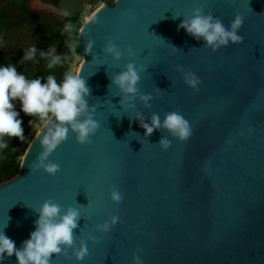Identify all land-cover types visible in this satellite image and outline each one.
<instances>
[{
	"label": "water",
	"instance_id": "water-1",
	"mask_svg": "<svg viewBox=\"0 0 264 264\" xmlns=\"http://www.w3.org/2000/svg\"><path fill=\"white\" fill-rule=\"evenodd\" d=\"M201 4L226 26L244 14L243 43L212 51L178 29ZM105 36L122 51L131 45V59L146 67L138 87L152 94L150 108L138 97L122 105L119 89L108 87L129 58L105 55ZM78 44L85 56L78 73L91 88L89 104L101 102L94 114L100 127L90 145L70 134L58 146L49 157L60 165L55 176L29 167L42 150L38 133L18 173L0 183V229L8 222L5 234L21 247L36 227L31 208L51 197L80 208L75 231L89 249L82 261L54 255L52 264H134L138 248L143 264H264V0H116L79 30ZM178 65L200 78L198 91ZM174 110L192 125L187 141L165 129L144 136L135 118L139 112L150 122L155 112L163 120ZM162 136L172 142L166 151ZM111 186L124 194L122 203L110 199ZM112 215L121 222L97 231ZM0 264L18 262L13 254Z\"/></svg>",
	"mask_w": 264,
	"mask_h": 264
},
{
	"label": "clouds",
	"instance_id": "clouds-1",
	"mask_svg": "<svg viewBox=\"0 0 264 264\" xmlns=\"http://www.w3.org/2000/svg\"><path fill=\"white\" fill-rule=\"evenodd\" d=\"M67 15V13H64ZM126 17H132L130 12L123 13ZM178 16H173V19ZM244 14L236 12L234 18L226 26L222 19L214 16L211 11L205 12L204 6L194 8L190 16H184L178 29H184L189 35L197 40H203L204 47L216 51L221 47H227L229 43H243L244 37L239 30L244 23ZM74 25H64L63 33L67 34L66 46L69 52L76 54L79 46L78 41L73 39ZM103 52L111 55L113 60L120 61L125 56L128 62L123 64L122 70L109 77L110 84L119 89L121 104L134 101L137 97L145 107H151L153 99L151 93L140 91L138 84L141 79L140 73L146 70L144 65L136 64L134 59L136 52L131 45L124 51L115 43L114 38L105 36ZM162 39V38H161ZM0 39V43H2ZM95 41L88 39L85 44V52L91 54ZM172 53L178 49L170 45ZM37 47L32 45L24 51L22 61L34 60L37 55ZM41 58L46 59L47 68L54 69L63 66L69 61V54H57L56 46H49L46 51H39ZM177 70L183 73L184 83L189 87L199 90L200 78L191 70L184 72L181 66ZM42 79L45 81L42 83ZM159 92V89L156 90ZM91 88L87 79L80 73L66 71L59 82L55 74H49L45 78L28 79L24 74L18 72L14 64L0 66V159H4V150L9 149V139L15 137L24 141L23 121L19 118L20 113L16 110L14 101L19 100L21 111L28 116L36 117L41 125L39 143L42 150L36 159L29 165L31 170L42 169L50 176H55L61 169L60 165L49 159L50 155L62 145L72 134L81 145L93 143L92 137L98 131L100 124L94 118V114L101 102L98 99L94 104H89ZM127 107H135L134 103H127ZM135 118L139 121L144 131V136H150L154 130L165 129L167 133L179 141H187L193 134L192 125L179 110L164 113L161 120L159 114L153 112L150 122L146 121L142 113L137 112ZM37 120H29L31 127H35ZM8 138V139H6ZM171 140L162 136L159 140L161 150L171 147ZM15 151V148H12ZM110 199L120 204L124 194L116 187H110ZM38 214L35 220V229L30 232V238L22 242L17 248L15 241L8 237L4 228L0 229V262L7 257L15 255L18 264H52L54 255H63L66 259L75 258L82 261L89 255L87 242L83 236H77L76 229L79 228V220L82 216L79 207L69 205L62 207L51 197L46 198L38 208H31ZM10 219V217H9ZM8 219V220H9ZM120 221L118 215H112L103 223L95 225L97 231L108 233ZM77 240L79 244L77 245ZM87 240L93 243L98 238L89 234ZM137 249L133 253L134 264H143Z\"/></svg>",
	"mask_w": 264,
	"mask_h": 264
},
{
	"label": "trees",
	"instance_id": "trees-1",
	"mask_svg": "<svg viewBox=\"0 0 264 264\" xmlns=\"http://www.w3.org/2000/svg\"><path fill=\"white\" fill-rule=\"evenodd\" d=\"M58 2L59 0H49ZM34 30L28 34V38L23 36V32L16 30L19 24L28 22ZM54 19L50 15L30 9L26 4L19 2L13 4L6 3L0 9V66L14 64L17 71L24 74L28 79L37 77L45 78L49 74H55L59 82L63 78L66 71L75 73L73 69L74 55L69 52L66 46L67 34L63 33L64 25L71 23L74 25L73 39L79 41V27L75 21H68V18L63 20ZM25 41L30 42L28 46L24 44ZM35 45L38 49L34 60L22 61L24 51ZM55 45L57 54H69L70 59L63 66H57L54 69L47 68V60L39 55V51H46L49 46ZM79 45V44H78ZM79 46L76 49L78 53ZM45 82L42 79V83ZM16 110L20 113L19 118L23 121V129L25 140L21 141L19 138L9 139V149L4 150V159H0V183L13 178L19 171L22 158L29 146L28 140L32 137L39 123L36 117L25 115L21 111L19 100L13 102ZM29 120H37L35 127H31ZM8 139V138H6ZM15 148V151H12Z\"/></svg>",
	"mask_w": 264,
	"mask_h": 264
},
{
	"label": "rangeland",
	"instance_id": "rangeland-1",
	"mask_svg": "<svg viewBox=\"0 0 264 264\" xmlns=\"http://www.w3.org/2000/svg\"><path fill=\"white\" fill-rule=\"evenodd\" d=\"M115 1L116 0H59L58 2H53L49 0H0V9L3 7V5L9 2H12L13 4L22 2L26 4L30 9L46 13L54 19L61 20L62 22H64L63 20L67 18L69 22L75 21V24L81 29L85 17H90L98 8L107 4L111 5ZM64 13H67V15H64ZM16 28L17 31H22L23 36H26L27 38L28 34L32 33V31L34 30L29 21L19 24V26H17ZM24 44L28 46L30 42L25 41ZM84 60L85 56L80 51L74 55L72 70L75 73L79 71ZM40 131L41 125L38 123L35 132L28 140L29 145Z\"/></svg>",
	"mask_w": 264,
	"mask_h": 264
},
{
	"label": "bare ground",
	"instance_id": "bare-ground-1",
	"mask_svg": "<svg viewBox=\"0 0 264 264\" xmlns=\"http://www.w3.org/2000/svg\"><path fill=\"white\" fill-rule=\"evenodd\" d=\"M106 6V5H105ZM105 6H102V7H100V8H98L95 12H93V14L89 17H85L84 18V20H83V26L82 27H84V26H86L87 24H88V22L91 20V18L99 11V10H101L103 7H105Z\"/></svg>",
	"mask_w": 264,
	"mask_h": 264
}]
</instances>
